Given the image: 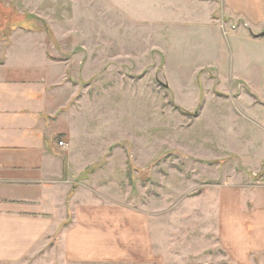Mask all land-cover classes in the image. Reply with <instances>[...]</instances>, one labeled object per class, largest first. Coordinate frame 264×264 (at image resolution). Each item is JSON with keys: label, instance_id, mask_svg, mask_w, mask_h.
I'll use <instances>...</instances> for the list:
<instances>
[{"label": "rangeland", "instance_id": "374dc122", "mask_svg": "<svg viewBox=\"0 0 264 264\" xmlns=\"http://www.w3.org/2000/svg\"><path fill=\"white\" fill-rule=\"evenodd\" d=\"M221 14L215 0H0L2 44L44 43L58 65L53 103L76 179L149 215L143 228L102 221L114 262L65 260L68 219L5 264H264L257 229L251 257L242 236L237 252L218 230L225 220L203 231L204 219H264V157H246L243 143L250 134L264 150V38Z\"/></svg>", "mask_w": 264, "mask_h": 264}, {"label": "crops", "instance_id": "0c3cea01", "mask_svg": "<svg viewBox=\"0 0 264 264\" xmlns=\"http://www.w3.org/2000/svg\"><path fill=\"white\" fill-rule=\"evenodd\" d=\"M215 2L220 4L222 22L231 29L243 30L251 39L264 38L259 35L264 32V0ZM12 44L5 47L0 41V264L33 255L68 219L71 222L60 233L61 244L67 241V248L63 250L65 260L114 262L116 253L109 245L113 234L102 227V221L109 224L116 219H128L143 228L141 223L149 215L144 209L118 203L114 192L112 196L102 195L101 187L76 179L82 170L76 171L71 163L76 164L79 159L74 155L70 158L69 143L59 145L60 140L65 141L68 128L62 116L56 117L58 109L53 103V90L59 78L52 71L58 65L48 57V46L44 43L24 45L18 51ZM13 56L19 63L12 61ZM255 108L249 119L257 124L261 118L254 116L259 113ZM259 110L261 113L260 107ZM249 139L250 134L243 140L247 144L246 157L255 158L259 153L263 158L264 150L256 148L260 141L251 146L247 143ZM259 186L264 187V181L256 187ZM261 217L239 219L237 215L236 219H204L203 231L212 232L216 230L215 222L222 224L225 220L226 226L222 224L218 230L233 236L237 252L242 250L239 243L242 236L246 256L251 257L250 252L255 248L250 236L257 229L264 238ZM97 241H104L105 249H92L89 253V244L93 246ZM147 246L146 242L148 250Z\"/></svg>", "mask_w": 264, "mask_h": 264}, {"label": "built area", "instance_id": "2783aa9c", "mask_svg": "<svg viewBox=\"0 0 264 264\" xmlns=\"http://www.w3.org/2000/svg\"><path fill=\"white\" fill-rule=\"evenodd\" d=\"M65 144H66L65 141H63V140H60V141H59V145L64 146Z\"/></svg>", "mask_w": 264, "mask_h": 264}, {"label": "water", "instance_id": "95a60500", "mask_svg": "<svg viewBox=\"0 0 264 264\" xmlns=\"http://www.w3.org/2000/svg\"><path fill=\"white\" fill-rule=\"evenodd\" d=\"M259 35H260V36H263V35H264V32L260 33Z\"/></svg>", "mask_w": 264, "mask_h": 264}, {"label": "trees", "instance_id": "16d2710c", "mask_svg": "<svg viewBox=\"0 0 264 264\" xmlns=\"http://www.w3.org/2000/svg\"><path fill=\"white\" fill-rule=\"evenodd\" d=\"M67 225H68V223L67 224L66 223L64 224V226H67Z\"/></svg>", "mask_w": 264, "mask_h": 264}]
</instances>
